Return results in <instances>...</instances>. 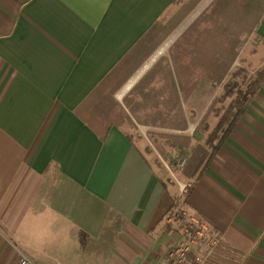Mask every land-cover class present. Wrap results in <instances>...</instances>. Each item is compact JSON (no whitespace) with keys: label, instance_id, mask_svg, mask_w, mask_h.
<instances>
[{"label":"crops","instance_id":"1","mask_svg":"<svg viewBox=\"0 0 264 264\" xmlns=\"http://www.w3.org/2000/svg\"><path fill=\"white\" fill-rule=\"evenodd\" d=\"M251 40L264 48V0H0V264L21 253L46 264H169L182 238L167 228L174 194L219 238L203 264H264V82L207 166L198 168L205 140L202 157L192 153L211 106L195 110L196 90L210 89L216 66L224 75L253 62L258 51L243 56ZM128 59L115 98L131 117L99 107L88 119L87 100ZM149 129L181 140L171 145L184 167L167 168L173 151ZM191 245L202 254L200 240Z\"/></svg>","mask_w":264,"mask_h":264},{"label":"rangeland","instance_id":"2","mask_svg":"<svg viewBox=\"0 0 264 264\" xmlns=\"http://www.w3.org/2000/svg\"><path fill=\"white\" fill-rule=\"evenodd\" d=\"M169 14L167 15V17L165 19H163L161 21L162 25H170L172 20H175L174 18H170L168 17ZM258 17V13H254V15H252L250 21L248 24H251L253 25V21ZM158 36H161V37H165V35H167V28L165 27L164 28V31H162L161 33H157ZM190 35V34H189ZM188 35V36H189ZM227 35L225 34V37ZM252 41V40H251ZM149 42V39L146 40V42H143L142 43V47H140L138 49V52L140 53V50L142 48L143 50V54L140 56V59H144L145 56L150 53L152 51V45L151 43H148ZM156 44V42H153V47L154 45ZM257 46V47H256ZM251 51H258V54H255V57H253V62H250V63H242L241 65H243V67H246L247 68V71L245 70V72L247 73H244L247 75L248 77V81H250V79H252L256 73V70L258 68L259 65H261V63L264 61V48L260 47V43H257L256 45L254 44V42L252 41V43H250L247 48H245L243 50V56L244 57H249L251 56ZM139 55V54H136L135 53V57ZM131 59H128L127 61L123 62L118 68L117 70H115V72L113 73V75L110 76V78H108L104 84L101 86L100 90H99V94L100 96H98L97 98L93 99V98H90L87 100L86 105H88L87 107L83 108V109H86V112H85V116L88 117V119H91V120H94V121H97V113L96 111H99V107L101 108V111L103 114H106L105 112L108 111V109H110V113L108 115H110L109 117L113 120V119H118V121L122 120V118L124 119L125 117L128 118V117H131L129 116V114L126 112H124L123 110V104H127V103H124L123 101L121 102H118V100L115 98V92H117L116 90H118L117 88L120 87V85L123 83V81H125V79H127L126 77L129 75V71L134 67V65L132 63H135V60L130 63ZM244 60V59H243ZM126 67V68H125ZM217 67V72H218V75L215 76L216 80L215 81H212L211 82V87L210 89L207 88V86H202L200 89L196 90L195 92V103L197 102V104L195 105V110L197 112H205L206 109L208 108H205L206 106V102L210 99V108L208 109L206 115L201 119L200 122H198V125L196 126V131H195V136L196 138L198 139L197 143L195 144L194 146V151H192V153L194 152V155H196L195 158L197 159H200L202 156V153L204 152L203 151V146H205L204 144V140H206V137L208 136V129L211 130L212 129V125L218 121V117L216 115L217 112H221V110L224 109L225 106H227L230 102V100H222L221 99V96L224 92V84L226 81L230 80V79H238V80H242L243 76L242 74H233V72H237L238 68H243L241 66H226V72L225 74H220L222 73V70L224 68V66L222 65H219V66H216ZM238 67V68H237ZM126 69V70H125ZM254 71V72H253ZM253 72V73H252ZM245 77V78H247ZM243 88H246V84L242 85ZM209 89V90H208ZM151 92V93H150ZM148 92L147 94V97L146 98V106H149L151 104H153V101L155 100V98L153 97L154 96V91H150ZM216 94V95H215ZM210 95V98H208L207 96ZM151 97V98H150ZM208 99V100H207ZM95 107V108H94ZM218 109V111H217ZM114 110V111H113ZM131 115H133V118L136 120V121H139V117L142 119L140 120L141 121H144L145 123H154V117L158 116L159 114H154V113H146V114H137V113H132ZM194 115L196 116L197 113H194ZM199 115V113H198ZM202 115V114H201ZM161 116L163 117V114H161ZM158 119V118H157ZM117 121V120H116ZM179 126L181 127V122L179 124ZM208 126V127H207ZM185 127V126H184ZM154 131L152 129H149L148 130V133H147V137L149 138H153L154 137ZM156 138H158L160 141H162L163 143H158L159 147L162 149L163 152H172L173 151V154L176 153V154H172L171 156H168V154H166L168 157L165 156L166 158V161H167V164L170 163V166H173L174 169H177L178 167L175 166L176 164V160L173 159V156H177V152H175L176 150V147H172L171 143L175 144L176 145V142L178 145H180L181 143V140L178 139L177 141L175 139H172L170 136H167V135H159V134H156L155 135ZM176 141V142H175ZM168 142V143H167ZM165 144V145H164ZM203 145V146H202ZM207 148H209V146L206 144ZM205 146V147H206ZM178 147V146H177ZM175 149V150H174ZM180 149V148H178ZM210 149V148H209ZM157 150L159 152H161L158 148ZM162 153V152H161ZM170 155V154H169ZM201 156V157H200ZM162 163H164V161H162ZM160 163V164H162ZM165 164V163H164ZM193 166H195V162H191L187 165V168L186 169H192ZM176 176H179V174H175ZM171 178L174 180L173 176H171ZM173 184L175 185H178L177 182L174 180L173 181ZM216 248H213L212 250H210V254L208 255L207 259L215 252ZM206 263V262H205Z\"/></svg>","mask_w":264,"mask_h":264},{"label":"trees","instance_id":"3","mask_svg":"<svg viewBox=\"0 0 264 264\" xmlns=\"http://www.w3.org/2000/svg\"><path fill=\"white\" fill-rule=\"evenodd\" d=\"M244 73H246L245 70L238 68L237 72L235 71L233 74H242V80L230 79L226 81L223 86L224 92L221 99L224 101L230 100V102L223 110H221V112L216 113L218 117L217 124L209 131L205 140L210 149L202 158L198 168H203L211 162L220 146L223 144L230 131L245 112L248 104L264 82V65L256 72V75L250 79V81H248L247 73ZM244 84L247 85L246 88H243L242 85ZM183 195L174 194L171 196L173 204L167 212V217H171L172 221L167 224L168 229H174V231L178 230L181 232L189 222L188 215H184V211L186 212V210H184V204L187 195Z\"/></svg>","mask_w":264,"mask_h":264},{"label":"built area","instance_id":"4","mask_svg":"<svg viewBox=\"0 0 264 264\" xmlns=\"http://www.w3.org/2000/svg\"><path fill=\"white\" fill-rule=\"evenodd\" d=\"M178 168L186 165V157L173 156ZM170 171H173V166L166 164ZM188 185L180 183L182 191H186ZM184 215L187 213L184 211ZM188 224L182 230V238L180 241L171 246L168 252L167 261L169 264H203L210 254V250L215 248L219 243V238L210 233V228L207 224L195 216L188 215ZM200 240L203 245L201 255H196L192 251V243ZM17 264H46L40 262L31 256L21 253L18 256Z\"/></svg>","mask_w":264,"mask_h":264}]
</instances>
